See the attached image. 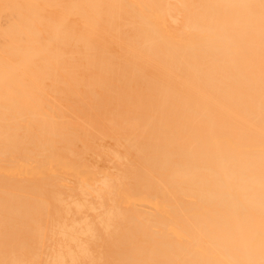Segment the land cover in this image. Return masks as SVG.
<instances>
[{
    "label": "bare ground",
    "instance_id": "bare-ground-1",
    "mask_svg": "<svg viewBox=\"0 0 264 264\" xmlns=\"http://www.w3.org/2000/svg\"><path fill=\"white\" fill-rule=\"evenodd\" d=\"M0 264H264V0H0Z\"/></svg>",
    "mask_w": 264,
    "mask_h": 264
}]
</instances>
